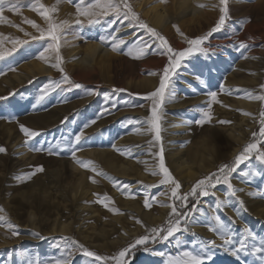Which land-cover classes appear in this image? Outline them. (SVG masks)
I'll list each match as a JSON object with an SVG mask.
<instances>
[{
	"label": "rangeland",
	"instance_id": "374dc122",
	"mask_svg": "<svg viewBox=\"0 0 264 264\" xmlns=\"http://www.w3.org/2000/svg\"><path fill=\"white\" fill-rule=\"evenodd\" d=\"M193 1L198 3L202 0ZM203 1H206L211 11L215 13L213 20L215 18L217 19L221 15L220 9L218 7L213 8L211 5L218 3V0ZM31 2L32 0H22L21 13L11 11L8 7H5L3 13L5 19L0 21V39L3 40V47L5 49L12 48V41L16 38L29 40L28 44L17 46V50L11 56L0 60V97H7V99L0 100V147L7 149L6 153H0V164L2 163L1 161H5V159L8 161L7 159L11 158L6 166L3 167L0 165V208L4 210L0 215L9 217L18 226L19 230V235L13 236L12 231L7 225L0 222V264H30V262L37 260L41 264H51L55 259L66 255L65 250L71 246L72 240L79 241L89 250L96 252L97 255L113 256L129 244L134 243L140 236L148 234L150 229L148 225L150 223L149 219L144 214L136 215L134 211H130L128 207L118 203L116 199L107 201L109 207L105 208L99 202L104 197L102 193H98L95 199H85V207L79 205V201L73 202L70 200V194L67 196L69 201L65 200L66 209L58 208L56 203L51 199L54 189L58 187L59 189L70 192L69 188L75 185L76 180H74L75 178H73L71 171L66 169L60 171L56 165L60 164L59 159H67L72 156L68 149L63 148V142L71 140L80 131L85 133L83 130V127L87 125L85 118L90 115L92 116V113L103 114L107 111L101 109L103 106L107 105L111 107L108 109L112 111H117L122 108L132 111V109L143 107L149 110L151 108L152 110V99L149 95L152 92L149 93L150 85L153 81L158 80V78L161 79L163 68L167 65V56L160 54V50L157 47L158 41L153 43L155 38L151 37V34L143 29L130 26L129 22L123 20L122 17H105L101 20L100 24L94 26L85 24L83 29L73 25V29L62 40L61 54L64 57L63 66L67 73L74 82L80 83L83 87L72 88L69 91L57 89L46 97L45 100L37 104L36 98L39 95V89L46 83L60 81L63 74L51 67V65L48 66L46 61L38 58L39 53L43 50V46L46 45L43 42L32 41L30 36L25 35V33H31L33 35L39 34L32 25L25 22V17L35 20L41 27H46V22L43 17L29 7ZM41 2L46 6L57 5L58 12L53 15L59 20L68 19L73 21L77 18L76 5L79 3V0H71V2L69 0H60L59 3L58 0H41ZM85 2L88 3L90 0H85ZM174 2L175 0H167L164 2L165 6L172 12L167 24V32H165L162 28L149 22L142 12L138 10L135 1L130 0L134 10L140 15L141 19L147 22L150 27L157 29L169 41L173 48L179 49V43L187 45L186 40L191 38L192 32L195 30V23L192 22L189 24L188 21H185L187 16L183 12H178ZM235 2L236 0H229V18L224 27L213 33L209 40L223 38L224 32L230 31L237 24L232 19L234 18L233 12L235 11L232 5ZM245 3L252 5L251 7L255 6V11L246 15L244 23L254 22L259 25H264V0H248ZM68 9H71L72 12L69 13ZM70 14L74 16L71 18ZM212 28L201 33L200 36L208 33ZM239 28L242 30L243 27L239 26ZM181 32L184 35H181ZM101 37H107L108 43L103 42ZM113 37H118L127 42L126 45H121L120 51L112 50L111 39ZM141 41H147L152 45L146 56L137 59L126 54L128 48L137 46ZM240 42H246L248 45L246 49L239 48L240 59L241 56L246 57L248 54L260 56L264 50V40H254V38L248 40L245 38ZM92 43H99L108 48L111 53H114L111 57L112 62H110L112 65L111 69L108 68L110 70L111 83L113 82L112 89L109 87L110 90L108 89V83L106 81L109 76H103L105 78L101 76L98 84L87 86L83 81L75 79L68 67L70 61H66V52L69 47L78 46V54L81 55L88 50V45ZM228 51L231 52V50ZM242 52H244L243 55L241 54ZM239 58L236 57L237 62H239ZM216 59L218 58H213L212 60ZM32 60L37 62L42 61L43 64H47L44 65L43 70L36 69L30 77L22 82L15 78L13 80H7L9 76L25 71V67L28 66L24 67L25 70L22 69V66L30 63ZM162 61L163 64L161 63ZM199 63L198 65H201ZM161 64L163 65L162 68L160 66ZM186 64L189 63L186 62ZM189 66L192 67L191 64ZM240 67L242 68L243 66ZM186 68L189 67L182 66L178 69V74L172 79L179 80L178 78H182ZM244 69L242 70L243 76L248 75V70L245 69V71ZM183 70L184 72H182ZM227 73L229 72L227 71ZM262 85H264V82ZM262 90L264 94V87H262ZM142 91L146 92V95L140 94ZM90 96H93L92 99H89ZM115 97L118 98L117 104L110 106L111 102L109 101ZM83 100L87 101L83 105H77V107L71 109V104H78ZM54 108H56L57 113L61 111L65 113L63 119L58 124H50V126L45 123V125H42L43 116ZM261 112H264V101L259 111V116ZM126 116L130 119L129 114ZM127 117H124L121 121L126 122ZM202 118L204 116L198 115L197 120ZM211 121L214 123L213 117ZM211 123L205 122L203 125L196 124L185 138H180L178 145L183 146L182 150L186 151V155L184 156L190 159L192 166H194L191 172H201L194 177L188 187H185L180 177L176 176V179L181 184L178 195H183L190 191L194 184L206 175L217 172L222 164H230L234 157L248 143L257 142L264 149V137L259 135L261 128L260 116L249 135L248 141L234 155H231L233 150L232 142L230 139L224 138L216 142L215 147L207 157L201 158L204 139L207 138V132L211 130ZM21 124L38 131L40 135L34 137L32 141L26 144L25 141L27 138L20 130ZM117 124L118 122H116ZM112 128V125H107L102 127L101 131L107 129L108 131L110 130L109 133L111 134L113 133L111 131ZM99 133L97 131L93 133L95 142L97 143L98 139L96 138H99ZM253 133H257V135L253 137ZM16 136L18 139H14ZM57 141L62 142L61 148L58 150L55 148ZM19 142L22 144L20 145ZM19 145L26 148L29 153L32 154L33 152V154H36V158L33 160L34 162L32 161L25 165L22 163L20 157L23 154L18 150L20 148ZM49 145L53 146L54 151H59V154H49L46 150L32 151L29 149L34 146H43L47 149ZM218 155H223L224 158L211 166L212 160ZM154 157L157 158V155H154ZM156 161L158 163V160ZM48 164L54 165L50 166ZM38 166H43L44 171L37 173L31 180L23 182L17 180L18 176L34 171ZM171 166L168 164L171 173L175 174L178 169L174 165ZM256 170L263 171L264 165H261L257 159L253 158L250 161H246L237 169V172L232 174V184L241 190L237 194L243 200V205H240L232 198L227 207L216 209L217 197L221 200H229L227 186L223 184L217 185L215 189L210 190L215 192V196L200 197V203L196 205L200 211L194 214L193 219L201 222L200 228L203 229V233L198 234L197 231L195 232L191 224L188 232L182 231L181 233H177L176 238H170L168 241L149 242V245L144 246L148 247L149 251H144V247L141 250L136 249L133 254L126 257L129 264H166L170 255H177L182 250L196 249L199 251V244L202 242L216 240L217 245H219L221 241L218 235L210 230L209 225L213 211L219 214L224 223L229 225L237 233V240L242 237L245 227L251 228L258 234V237H264V213L261 214V212H264V195L256 194L258 192L264 193V177L263 175L244 177L245 172H254ZM153 175L158 180L163 178L162 175ZM117 187L121 189L123 186L122 184H117ZM160 187L157 186L155 189V196L164 193ZM41 188H47V191L41 193ZM21 190H27L26 194L28 196L26 198L28 197V200L32 201L31 205L25 204L26 199L21 198ZM125 193L127 192L122 189L121 194ZM129 195H135V193L130 192ZM167 195V199L171 205L175 203L179 208L181 202L172 196L171 186ZM190 200L191 204L190 202L188 203V205L190 204L189 207L194 203L191 198ZM150 201L152 202V207L149 210H151L150 213L153 215H156L157 212L165 207V202H162V200L156 202L157 200L152 198ZM112 207L119 208L120 212H113L111 210ZM141 207L145 210L148 209L144 205V202L141 204ZM31 211L35 213V217H31ZM169 214L163 222L167 220ZM138 224L142 226L143 231L137 236L122 241L124 233L126 234V232L131 231ZM79 226L83 230L82 236L77 230ZM62 228L65 229L62 230ZM71 228L76 229L73 236L68 235ZM193 231L195 235L192 234ZM34 233H39L44 238L41 239L40 236H36ZM63 237H70L71 240L66 243L62 239ZM177 239L180 240V245L177 244ZM161 252L164 253L163 256L158 255ZM215 259H220L225 264H264L259 254L242 253L237 258L230 251H225L220 247L214 249L212 261ZM71 264H103V261H95L94 258L84 256L82 251L74 249Z\"/></svg>",
	"mask_w": 264,
	"mask_h": 264
},
{
	"label": "bare ground",
	"instance_id": "6f19581e",
	"mask_svg": "<svg viewBox=\"0 0 264 264\" xmlns=\"http://www.w3.org/2000/svg\"><path fill=\"white\" fill-rule=\"evenodd\" d=\"M134 1L138 10L142 12L149 22L167 32V24L172 13L164 4L167 0ZM245 1L248 0H236L235 4L232 5L235 9L233 12L234 18L232 19L237 24L230 31L224 32L223 38H215L206 42L205 46L211 47L214 52L207 57H199L198 63L201 62L199 63L201 65H198L197 61L195 62L197 69L195 72L193 64L189 63L192 65L190 67L189 64L185 63L183 66H188L189 68H186L183 77L178 78L179 80L172 79L169 88L165 91L164 103L159 109L160 140H156L154 131H146L150 127L147 120L152 115L151 108L150 110L146 107L135 108L132 111L122 108L112 111L108 109L111 107L105 105L101 108L102 110H107L103 114L92 113V116L90 115L85 118L87 125L83 127L85 131L84 139L77 146L80 148V151L76 155L84 161H93L97 170H102L107 175H98L97 173H93L91 168H83L72 156L67 159H59L60 164H57L56 167L60 171L63 169L71 171L76 183L69 188L70 192L58 187L54 189L51 199L56 203L58 208L66 209L65 200L69 201L67 196L70 194V200L73 202L79 201V205L85 207V199H95L98 193H102L111 197V200L116 199L118 203L128 207L130 211H134L136 215L144 214L149 219L150 223L148 225L150 228L160 225L168 216L171 210V203L167 199L170 186L161 184L160 180L153 175L154 171H158V163L156 161H159L158 154L162 148L166 166L168 167V164L170 166L174 165L178 170L175 174L172 173L173 176L175 178L176 176L180 177L184 186L188 187L194 177L201 171L191 172L194 166H192L191 160L184 156L186 155V151L182 150L183 146L178 144L180 138H185L189 131L196 126L197 123L195 121L198 115L204 116V111L209 108V105L211 106L214 123L210 122L211 130L207 132V138L204 139L201 158L207 157L215 147L216 142L224 138L230 139L232 142L233 150L231 155L240 150L246 141H248L256 121L260 117L259 111L263 103V101L251 97L264 95L261 87L264 82V50L260 56L246 54V57L241 56V59L239 58L238 45L242 39L247 38L249 40L250 38H254V40H264L263 24L259 25L254 22L244 23L246 15L255 11V6L251 7L252 5L246 4ZM198 4L207 5V2L203 0L198 3L193 0H175L174 2L178 12H183L187 16L185 21H188L189 24L195 23V30L192 32L191 38L200 36L201 33L214 27L219 19L218 17L213 20L215 13L208 6L198 7ZM68 12L71 13L72 10L68 9ZM70 15L71 18L74 16ZM239 26L243 27L242 30ZM178 47L179 49H183L187 45L179 43ZM228 50H231V52ZM78 52V46L69 47L66 52V61H70L68 67L74 78L83 81L85 85L89 86L98 84L101 76H109L107 77L108 80H106L108 85H106L108 89L109 87L112 89L113 82L111 83L110 70L108 68L111 69L112 65L110 62H112L111 57L114 53H111L108 48L99 43L89 44L88 50L81 55ZM243 53L241 54L243 55ZM236 57L240 59L239 62H237ZM213 58L218 59L212 60ZM163 61L161 62L162 64ZM47 63L45 64L51 65L50 61ZM45 64L42 61L37 62L32 60L30 63L22 66L23 68L21 67L24 70L26 68L25 71L9 76L7 80L15 78L22 82L30 77L36 69L43 70ZM162 64L160 65L161 68ZM240 66L248 70V75L243 76L242 70L244 68ZM201 71L203 73L201 79L204 83H200L196 79V76ZM230 73L231 75H229ZM160 80L158 78V80L151 83L149 93L151 91L154 92L159 87ZM210 91L218 93L216 101L211 100V97L208 95ZM173 92L174 96L170 99L169 94ZM140 94L146 95V92L142 91ZM92 97L90 96L89 99H92ZM86 101L83 100L78 104H71L70 107L73 109L77 105H83ZM109 102H111L110 106L117 104L118 98H112ZM151 105L153 106V101ZM127 114L130 115V119L126 116ZM64 116L65 113L62 111L57 113L56 108H54L43 116L44 118L41 123L42 125H45V123L48 125L58 124ZM124 117L128 118L126 122L121 121ZM90 119L96 122L93 124ZM220 121H230L231 123H220ZM116 122H118L117 125ZM107 125L113 126L111 129L113 133L110 134V130L108 131L107 129L101 131L102 127ZM137 129L141 131L138 132ZM96 131L100 132L99 138H96L98 139V143L95 142V137L93 136V133ZM16 138L18 139L17 136L14 139ZM19 143L20 145L22 144L21 142ZM20 145L18 150L23 154H20L22 156L20 157L22 163L25 165L32 162L36 158V154H33V152L32 154L29 153L26 148ZM113 145L116 147L114 148ZM117 148L130 151L132 155L122 154L116 150ZM154 155H157V158ZM222 158H224L223 155L216 156L212 160L211 166L215 165ZM10 159L8 158L7 160L10 161ZM8 161L5 159V161H1L0 165L4 167ZM48 165L53 166L54 164ZM93 178L96 182H93ZM114 184L127 185L129 186V191L121 194L123 187L120 189L114 186ZM157 186H161L160 188L163 189L164 193L155 196ZM45 191H47V188H41V193ZM130 192H134L135 195H129ZM26 193L27 190H21V198L26 199V205H31L32 201L28 200V197L26 198L28 196ZM145 194L148 195L150 200L152 198L156 199V202L162 200V202H165V207L157 212L156 215L150 213L151 210L149 208L146 210L142 209L141 204L144 202ZM30 215L31 217H35L33 211H31ZM195 221L196 223L192 224L195 232L197 231L198 234L203 233V229L200 228L201 222L199 220ZM142 229L140 224L136 225L131 231L126 232V234L124 233L122 241L137 236L143 231ZM75 230V228H71L68 235L73 236ZM77 230L82 236V227H77ZM206 264L225 263L220 259H215L206 262Z\"/></svg>",
	"mask_w": 264,
	"mask_h": 264
},
{
	"label": "snow or ice",
	"instance_id": "6c2138e0",
	"mask_svg": "<svg viewBox=\"0 0 264 264\" xmlns=\"http://www.w3.org/2000/svg\"><path fill=\"white\" fill-rule=\"evenodd\" d=\"M60 0H58V3ZM71 2V0H69ZM21 3L22 0H0V21H3L5 17L3 16L5 7H8L9 10L21 13ZM208 5L198 4V7H206ZM213 8H219L221 15L219 16L218 22L215 26L206 34L197 36L194 38H188L186 40L187 47L183 49H175L171 46L169 41L161 35L157 29L150 27L147 22L141 19L140 15L134 10L133 5L130 3V0H90L86 3L85 0H79V3L76 5V19L70 21L68 19L59 20L53 14L58 11L56 6H46L41 0H32L29 4V7L32 10L38 12L40 16L43 17L46 22V27H41L36 23L35 20L28 19L25 17V22L32 25L33 28L39 33L38 35H33L31 33H25V35L30 36L32 41L43 42V50L39 53V59L46 62H51V67L57 69L62 75V79L58 82L46 83L41 89H39V95L36 98V103L39 104L46 99L52 92H55L57 89H62L69 91L72 88H81L83 85L76 83L67 73L64 64V57L61 54L62 40H64L70 30L73 29V25L77 26L80 29H83L85 24L89 26H94L100 24L101 20L105 17L115 16L116 18H121L129 22L130 26L137 27L139 29L145 30L147 33L151 34V37H154L153 43L158 41L157 47L160 50L161 55L167 56V65L163 68V75L160 80L159 87L152 93H150V98L153 101L152 106V115L148 118L147 123L150 125L146 131L155 132L156 140H160V115L159 109L162 107L165 100V91L169 88L172 78L178 74V69H180L186 62L193 64L194 72L196 69V61L199 60L200 56H209L214 52V50L205 46L206 42L209 41V38L213 33L221 30L226 24L227 19L230 15L229 9V0H218V3L211 5ZM179 30V29H178ZM23 31V29H21ZM181 35L184 33L181 32ZM101 40L105 43H108L107 37H101ZM13 47L10 49H5L3 47V40L0 39V60H4L6 57L11 56L13 52L17 50V46H22L29 43L27 39L16 38L12 41ZM126 41L119 39L118 37H113L111 39V48L113 51H120L121 45H126ZM142 45V46H141ZM152 47L147 41H141L137 46L128 48L127 55L132 56L133 58H142L146 56L149 52V49ZM241 49H246L248 45L245 42H240L238 45ZM203 75L202 71L196 76V79L200 83H204L201 79ZM31 82V81H30ZM261 87H264L262 85ZM91 94V93H90ZM208 95L211 97L212 101L217 100L218 93L216 91H210ZM174 96V92L169 94L171 99ZM253 99H259L264 101V95L252 96ZM7 99V97H0V100ZM261 116V128L259 135L264 137V112L260 113ZM67 119V118H65ZM211 106L204 111V118L195 121L199 125H203L205 122H211ZM93 120L91 123H95ZM220 123H231L230 121H220ZM20 130L26 136L25 143L32 141L34 137L40 135L38 131H35L23 124L20 125ZM137 131H141L137 129ZM253 137L257 133L252 134ZM84 139V132L80 131L78 134L74 135L69 141L63 142V148L68 149L71 152L73 158L83 168H91L93 173L98 175H107L102 170L98 171L94 162L84 161L77 157V152L80 151V148L77 147L80 145V142ZM61 141H57L55 148L58 150L61 148ZM115 148L116 146L113 145ZM32 151H47L49 154H59V151H54L53 146L49 145L47 149L43 146L32 147ZM118 152L122 154L131 156L130 151L122 150L117 148ZM7 149L0 147V153H6ZM158 161V171H154L153 174L162 175L160 183L163 185L171 186L172 196L179 199L181 204L180 207L173 203L171 205V212L169 214V219L166 224L159 227H152L149 229L148 234L140 236L134 241V243L129 244L127 247L118 251L113 256H100L96 252L89 250L85 247L84 244L79 241L72 240L71 246L68 247L66 255L61 258H57L51 262V264H71V258L75 250L82 251L84 256L89 258H94L95 261H103V264H129L126 259L127 256L133 254L138 245H147L149 242L157 241H168L170 238H176L177 233L188 232L190 230V225L196 223L193 219L195 213L200 211L197 208V204L200 203V197L215 196V192L210 191L215 189L217 185H226L228 191L229 200H221L219 197L216 198V209L221 207H227L231 202L232 198L235 199L237 203L243 205V200L237 194L240 189L236 188L232 184V174L237 172V169L240 168L246 161L251 159H257L261 165H264V149H262L257 142L248 143L243 150L234 157L233 161L229 163L222 164L217 172L210 173L204 178L198 180L190 191L183 195H178V190L181 188L180 182L173 176L169 168L165 164V159L163 156V149L161 148ZM43 166H38L34 171L24 173L21 176L17 177L19 182L31 180L37 173L43 172ZM264 175V171L256 170L254 172H245L244 177L249 176H261ZM93 182H96L93 178ZM114 186H117L114 184ZM151 187V186H150ZM123 191L128 192L129 186L124 185ZM258 195H264V193H256ZM192 199L191 207H188L189 199ZM111 197L107 194L104 195L103 199H100L99 202L104 205L105 208L109 207L107 201H110ZM144 205L148 208L152 207V202L150 201L147 194L144 196ZM113 212H120L119 208L112 207ZM4 210L0 208V213ZM0 222L5 223L7 227L12 231L13 236L19 235L18 226L10 220L9 217L5 215H0ZM210 230L215 232L218 235L221 243L217 245L216 240H209L207 242H202L199 244V251L196 249H186L180 251L177 255H170L167 259L166 264H205L206 261H211L214 256V249L217 247L223 248L225 251H230L233 256L237 258L240 257L242 253L244 254H259L261 261H264V237H258V234L255 233L251 228L245 227L243 229L242 237L237 240V233L233 229L224 223L221 216L216 214L213 211L211 219L209 221ZM195 235V232H192ZM36 236H40L39 233H34ZM41 239L44 237L40 236ZM67 243L71 240L70 237H63ZM177 244L180 245V240L177 239ZM144 251H149L148 247H144ZM158 255L163 256L164 253H158ZM30 264H41L39 260L30 262Z\"/></svg>",
	"mask_w": 264,
	"mask_h": 264
},
{
	"label": "trees",
	"instance_id": "16d2710c",
	"mask_svg": "<svg viewBox=\"0 0 264 264\" xmlns=\"http://www.w3.org/2000/svg\"><path fill=\"white\" fill-rule=\"evenodd\" d=\"M189 202H190V204H191V200H190ZM190 204L188 205V207L190 206ZM168 219H169V217L167 218V220H168ZM167 220H166L165 222H163L160 226L166 224ZM149 244H150V243H148L147 245H149ZM144 246H146V245H138L136 249H137V250H141V249H143Z\"/></svg>",
	"mask_w": 264,
	"mask_h": 264
}]
</instances>
